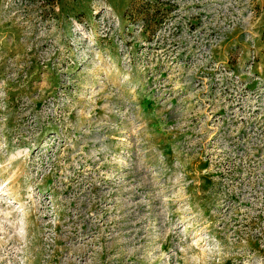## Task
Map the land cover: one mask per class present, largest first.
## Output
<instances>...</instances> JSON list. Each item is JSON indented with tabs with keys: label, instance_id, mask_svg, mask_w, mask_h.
<instances>
[{
	"label": "rangeland",
	"instance_id": "obj_1",
	"mask_svg": "<svg viewBox=\"0 0 264 264\" xmlns=\"http://www.w3.org/2000/svg\"><path fill=\"white\" fill-rule=\"evenodd\" d=\"M0 264H264V0H0Z\"/></svg>",
	"mask_w": 264,
	"mask_h": 264
}]
</instances>
